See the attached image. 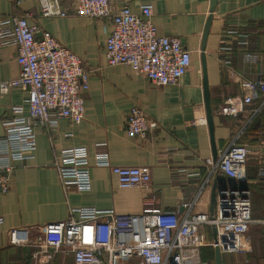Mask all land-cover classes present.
Returning a JSON list of instances; mask_svg holds the SVG:
<instances>
[{
    "label": "crops",
    "instance_id": "1",
    "mask_svg": "<svg viewBox=\"0 0 264 264\" xmlns=\"http://www.w3.org/2000/svg\"><path fill=\"white\" fill-rule=\"evenodd\" d=\"M69 15L43 18L39 0H0V16H27L36 26V39L48 32L56 42L78 56L91 71L89 89L83 94L84 120L75 125L59 119L57 127L36 128L33 160L15 163L7 194L0 195V264H73L71 255L43 251L42 228L71 216V209L113 210L135 215L143 209L176 211L194 203L191 213L209 215L211 194L236 184L222 174L212 173L213 165L236 135L251 151L246 161V187L251 193L252 223L244 239L248 250L224 253L222 264H264V94L258 88L243 91L241 83L264 80V0H217L205 45L210 105L213 114L216 161L212 159L202 93L200 46L209 16L210 0H111L112 10L128 6L133 14L140 7H152V21L158 34L178 38L187 55L188 69L176 86L157 87L126 65L109 67L105 60L111 22L75 16L73 0H58ZM250 39L249 48L236 45L237 35ZM231 50L225 51L223 48ZM244 52L256 56L245 62ZM229 61V65L223 64ZM234 72V76L230 73ZM16 47L0 43V83L19 76ZM26 93L20 88L0 92V137L2 120L12 116L11 108L26 109ZM228 97L244 99L246 117L222 116L218 111ZM140 107L157 127L146 139L129 137L126 122L133 107ZM70 135V136H68ZM105 143L112 167H146L148 188L123 189L107 168L93 165V156ZM86 147L90 154V189L64 190L54 167L63 149ZM231 182L228 185V182ZM233 182V183H232ZM180 209V210H179ZM182 209V210H181ZM77 216L74 214L73 218ZM28 229L25 246L8 243L10 229ZM204 241L212 242L211 226L200 228ZM53 254V255H52ZM214 248L203 247V261L213 260ZM234 262H224V256ZM51 256V257H50ZM134 262V263H133ZM121 264H139L123 261Z\"/></svg>",
    "mask_w": 264,
    "mask_h": 264
},
{
    "label": "built area",
    "instance_id": "2",
    "mask_svg": "<svg viewBox=\"0 0 264 264\" xmlns=\"http://www.w3.org/2000/svg\"><path fill=\"white\" fill-rule=\"evenodd\" d=\"M39 6L43 18L69 15L58 0H39ZM73 13L82 18L111 22L105 52L109 67L126 65L157 87L176 86L186 74L188 60L181 41L158 34L150 5L141 6L136 15L126 4L112 10L111 0H73ZM37 30L36 26L28 24L27 16H0V43L15 45L16 62L20 67L17 78L0 83V92L20 88L27 96L26 109L21 105L12 107V116L1 123L0 195L9 191L15 163L33 160L36 128L54 130L59 119H67L75 125L84 120L83 94L89 89L91 71L48 32H42L41 38L36 39ZM235 43L249 48L250 39L239 33ZM242 57L245 62L256 60L249 52H244ZM223 64L229 65V61ZM230 74L234 76L233 71ZM241 87L243 91L258 88L264 94V80L241 83ZM243 102L240 97L225 98L218 113L236 117L243 112ZM156 127L140 107L131 109L126 122L129 137L146 139ZM238 140L239 135H236L213 165L212 173L222 174L236 185L219 191L212 216L192 214L194 203L184 204L181 216L176 211L161 209H143L135 215L94 208L71 209V216L66 220L42 228L39 247L43 251L71 255L73 264H117L132 259L139 264H210L201 257L203 247H217L220 254L246 252L248 243L244 235L252 223L251 193L241 183L246 184V161L251 151ZM97 147L101 150L94 154L93 165L109 169L120 188H148V168L112 167L106 144L100 143ZM260 147L264 148V140ZM90 158L86 147H70L60 152L54 167L64 190L90 189ZM203 226L215 228V240L204 241L200 235ZM28 240V229L8 231L11 246H25Z\"/></svg>",
    "mask_w": 264,
    "mask_h": 264
},
{
    "label": "water",
    "instance_id": "3",
    "mask_svg": "<svg viewBox=\"0 0 264 264\" xmlns=\"http://www.w3.org/2000/svg\"><path fill=\"white\" fill-rule=\"evenodd\" d=\"M216 4H217V0H210L209 16L207 18V21L204 27V32L202 35V42L200 46V53H201L200 63H201V73H202L201 85H202L203 103H204V109H205V122H206L208 133H209L210 148H211V153H212V159L214 160V162L216 161V148H215V142H214V124H213L212 109L210 105V91L208 87V80H207V74H206V61H205L204 51H205L206 40L208 38L209 31H210L212 16L216 8ZM241 184L244 189H247L244 183H241ZM215 188H216V185L214 184L213 191L211 194V202H210V209H209L210 216L213 215V212L216 206L217 197H218V193L215 192ZM212 235L215 240L216 231L214 227H212ZM213 264H222L221 255L217 247L214 248Z\"/></svg>",
    "mask_w": 264,
    "mask_h": 264
},
{
    "label": "rangeland",
    "instance_id": "4",
    "mask_svg": "<svg viewBox=\"0 0 264 264\" xmlns=\"http://www.w3.org/2000/svg\"><path fill=\"white\" fill-rule=\"evenodd\" d=\"M230 181L228 182V185H230ZM233 183V182H232ZM233 184H235V183H233ZM135 262H137V260L136 259H133ZM227 260H230V262H234V256L233 255H229V256H224V262L226 263L227 262ZM123 261H119V262H117V264H121ZM134 263V262H133Z\"/></svg>",
    "mask_w": 264,
    "mask_h": 264
},
{
    "label": "trees",
    "instance_id": "5",
    "mask_svg": "<svg viewBox=\"0 0 264 264\" xmlns=\"http://www.w3.org/2000/svg\"><path fill=\"white\" fill-rule=\"evenodd\" d=\"M242 114H243V113H242ZM240 116H241V117H243V116L246 117L244 114H243V115H240ZM237 117H238V116H237ZM238 143H239V142H238ZM240 143H241V141H240ZM240 143H239V144H240ZM209 263H210V264H213V260L210 261Z\"/></svg>",
    "mask_w": 264,
    "mask_h": 264
}]
</instances>
